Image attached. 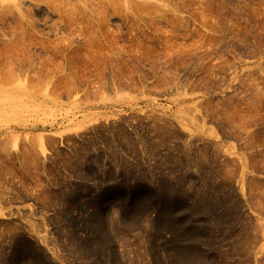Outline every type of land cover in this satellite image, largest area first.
Masks as SVG:
<instances>
[{
	"label": "rangeland",
	"instance_id": "obj_1",
	"mask_svg": "<svg viewBox=\"0 0 264 264\" xmlns=\"http://www.w3.org/2000/svg\"><path fill=\"white\" fill-rule=\"evenodd\" d=\"M0 264H264V0H0Z\"/></svg>",
	"mask_w": 264,
	"mask_h": 264
},
{
	"label": "bare ground",
	"instance_id": "obj_2",
	"mask_svg": "<svg viewBox=\"0 0 264 264\" xmlns=\"http://www.w3.org/2000/svg\"><path fill=\"white\" fill-rule=\"evenodd\" d=\"M20 254V253H19Z\"/></svg>",
	"mask_w": 264,
	"mask_h": 264
}]
</instances>
